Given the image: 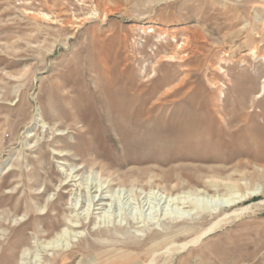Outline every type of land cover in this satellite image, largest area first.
<instances>
[{"label":"rangeland","instance_id":"rangeland-1","mask_svg":"<svg viewBox=\"0 0 264 264\" xmlns=\"http://www.w3.org/2000/svg\"><path fill=\"white\" fill-rule=\"evenodd\" d=\"M36 257L264 264V0H0V264Z\"/></svg>","mask_w":264,"mask_h":264},{"label":"bare ground","instance_id":"bare-ground-1","mask_svg":"<svg viewBox=\"0 0 264 264\" xmlns=\"http://www.w3.org/2000/svg\"><path fill=\"white\" fill-rule=\"evenodd\" d=\"M186 48H187V46L185 44H182L181 49H186ZM63 179L64 180L62 181L61 185L59 186V189H62V188H75V192L76 193L74 195L71 194L70 196L73 195V196L77 197V195L81 194L85 189H86L85 192L87 194H90L89 205L86 208L85 213H84L86 215L85 216V220L87 218H89L90 221L94 220V222H95L94 225H99L98 228H100L103 223L107 222L106 219L105 220H100V219L98 220L97 217H99L104 211H106V209L108 207V204H107L108 203V196L104 195V193L101 190L98 191V188L96 190H93L94 187H91L89 189H88V187L87 188H85V187L84 188H80V184H76L75 183L76 181L74 179V174H68ZM92 194H95V195H92ZM248 197H251V195L244 196L241 200L239 199L237 201H231V202L229 201L226 204L217 206L213 210H217V209L224 208V207H232V206L244 201ZM72 199H73V197H72ZM116 199H118V197ZM69 205H70L69 209L73 210L74 208H73V204H72L71 201L69 202ZM108 208H110V206ZM246 210H247V208H243L239 213L234 212L232 215H230V216L228 215L226 217L230 218L232 216H236L238 214L244 213ZM218 224H220V221L218 223L214 224L212 226V229L214 227H216ZM68 226L71 227V228H75V229L81 227L80 225H78L77 221L76 222L73 221V223H71V224L69 223ZM104 226L108 227L109 225H104ZM210 231H211V229H210ZM65 235H67V236H65ZM77 237H78V235L75 232L74 233H69V234L65 233L64 235H58L55 238L43 243L42 246H40L39 248L44 253H46V252H54V251H58V250H67L68 247H69V244L72 243V242H75V239ZM199 240L200 239L198 238V239L192 241V243L195 244ZM182 247H184V246H182ZM47 256H50L49 253H48ZM36 259L37 260H35L33 262H31L30 260L29 261L32 264H40L41 263L40 260L37 257H36ZM149 262H151V261H149ZM150 264H152V262Z\"/></svg>","mask_w":264,"mask_h":264}]
</instances>
